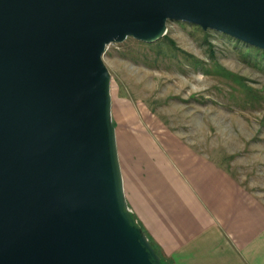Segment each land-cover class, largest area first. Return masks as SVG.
<instances>
[{
	"label": "water",
	"instance_id": "95a60500",
	"mask_svg": "<svg viewBox=\"0 0 264 264\" xmlns=\"http://www.w3.org/2000/svg\"><path fill=\"white\" fill-rule=\"evenodd\" d=\"M171 21L264 51V0H0V264H161L126 202L103 55Z\"/></svg>",
	"mask_w": 264,
	"mask_h": 264
},
{
	"label": "rangeland",
	"instance_id": "374dc122",
	"mask_svg": "<svg viewBox=\"0 0 264 264\" xmlns=\"http://www.w3.org/2000/svg\"><path fill=\"white\" fill-rule=\"evenodd\" d=\"M245 47L171 21L155 43L128 37L105 48L125 178L148 159L195 157L264 207V55Z\"/></svg>",
	"mask_w": 264,
	"mask_h": 264
},
{
	"label": "crops",
	"instance_id": "0c3cea01",
	"mask_svg": "<svg viewBox=\"0 0 264 264\" xmlns=\"http://www.w3.org/2000/svg\"><path fill=\"white\" fill-rule=\"evenodd\" d=\"M122 177L130 211L170 264H264V207L221 168L153 158Z\"/></svg>",
	"mask_w": 264,
	"mask_h": 264
},
{
	"label": "trees",
	"instance_id": "16d2710c",
	"mask_svg": "<svg viewBox=\"0 0 264 264\" xmlns=\"http://www.w3.org/2000/svg\"><path fill=\"white\" fill-rule=\"evenodd\" d=\"M198 27V26H197ZM228 39L232 40L233 38H229ZM236 43H239L240 41L236 40V39H233ZM242 43V42H240ZM244 44V43H243ZM246 45V44H244ZM247 47H245L246 49L250 50V49H253V50H256V51H259L261 52L263 55H264V51L263 50H260L258 48H255V47H252V46H248L246 45ZM137 224L142 228L143 232L145 233V235L147 236L149 242L151 243L152 247L155 249L156 253L159 255L160 257V260H161V264H170L169 263V259H167L163 253H162V250L160 249V247L154 242V240L148 235V233L146 232V230L144 229V227L139 223V221L136 219L135 215H133Z\"/></svg>",
	"mask_w": 264,
	"mask_h": 264
}]
</instances>
